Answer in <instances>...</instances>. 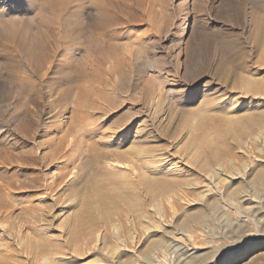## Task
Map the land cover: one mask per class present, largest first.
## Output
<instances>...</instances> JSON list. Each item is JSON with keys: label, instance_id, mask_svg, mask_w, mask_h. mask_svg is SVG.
<instances>
[{"label": "rangeland", "instance_id": "rangeland-1", "mask_svg": "<svg viewBox=\"0 0 264 264\" xmlns=\"http://www.w3.org/2000/svg\"><path fill=\"white\" fill-rule=\"evenodd\" d=\"M249 9L262 17L264 0H0V264H176L170 239L196 247L188 264H264V103L244 104L264 98V34ZM113 42L129 60L103 65ZM20 75L37 91L25 108ZM70 75L95 95L60 102Z\"/></svg>", "mask_w": 264, "mask_h": 264}, {"label": "bare ground", "instance_id": "bare-ground-1", "mask_svg": "<svg viewBox=\"0 0 264 264\" xmlns=\"http://www.w3.org/2000/svg\"><path fill=\"white\" fill-rule=\"evenodd\" d=\"M29 1V0H28ZM37 1V0H36ZM32 2V1H31ZM34 3H35V1H34ZM77 8V7H76ZM253 8V7H252ZM248 11H250V14H251V11H252V9L250 10H248ZM254 11V10H253ZM69 12V11H68ZM77 12V11H76ZM247 12V11H246ZM246 12H245V14H246ZM247 13H249V12H247ZM254 13V12H253ZM252 13V14H253ZM251 14V15H252ZM254 14H256V13H254ZM253 14V15H254ZM72 15H74L73 13H72ZM253 15H252V19H251V22H254V24L256 25V31L257 32H259L260 33V35L261 34H264V15L262 16V17H260V18H254L253 17ZM258 15V14H257ZM260 16V15H259ZM74 17H75V15H74ZM30 18V17H29ZM69 18V17H68ZM70 18H72V17H70ZM69 18V19H70ZM76 18H79V17H77V13H76ZM259 19V20H258ZM19 20V19H18ZM67 20V19H66ZM65 21V20H64ZM33 22V21H32ZM68 22V21H67ZM74 22V21H73ZM80 22V20L77 22V24H80L79 23ZM10 23H12V22H10ZM8 24V23H7ZM16 24V23H15ZM23 24V23H22ZM30 24V23H29ZM28 24V25H29ZM65 24V23H64ZM76 24V23H75ZM66 25H67V23H66ZM66 25H64V26H66ZM69 25V24H68ZM71 25H74V24H71ZM82 25V24H81ZM80 25V26H81ZM253 25V24H252ZM20 26V25H19ZM39 26H40V24H39ZM75 26V25H74ZM2 27V26H1ZM9 27V26H8ZM16 27H17V24H16ZM21 27V26H20ZM24 26H22V28H23ZM31 27V26H30ZM70 27V26H69ZM72 28H73V26H71ZM82 27H84L83 25H82ZM81 27V28H82ZM5 28H7V27H5ZM22 28H21V30H22ZM42 28H44V30H45V33L48 35V38H50L49 37V34L51 33H47V31H46V26L45 27H43L42 26ZM66 28H68V26L66 27ZM66 28H63L64 30L66 29ZM72 28H69L70 30L72 29ZM75 29H76V27H74ZM3 29V28H2ZM14 29H15V27H14ZM26 30H27V26H26V28H25ZM29 29L30 28H28V30H27V32L29 31ZM34 29V28H33ZM80 29V28H79ZM5 31L7 30V29H4ZM16 30V29H15ZM18 30V35H20L19 34V31H20V29H17ZM35 30H37V29H35ZM42 30V29H41ZM49 30V29H48ZM73 30V29H72ZM181 30V29H180ZM14 31V30H13ZM50 31V30H49ZM58 32H59V34L61 33V29L59 30H57ZM75 31L76 30H74V33H75ZM112 31V30H111ZM10 32H11V27H10ZM39 32V31H38ZM20 33H24V31L23 32H21L20 31ZM36 33V32H35ZM44 33V34H45ZM54 33V36H55V38L58 36V34L57 35H55V31L53 32ZM52 33V34H53ZM80 33H81V30H80ZM11 35H12V33H10ZM9 33H8V35H10ZM14 34V33H13ZM16 34V33H15ZM14 34V35H15ZM21 34V36H23ZM25 34H27L26 33V31H25V33H24V35ZM45 34V35H46ZM65 34H66V32H65ZM72 34H73V32H72ZM76 34V33H75ZM75 34H74V36H75ZM77 34L79 35V31H77ZM258 34V33H257ZM17 35V34H16ZM29 35V33L27 34V36ZM37 35V34H36ZM43 35V34H42ZM45 35L43 36V37H45ZM47 35H46V37L45 38H43V41L47 38ZM64 35V34H63ZM69 35V34H68ZM71 35V34H70ZM77 35V36H78ZM185 35V34H184ZM21 36H19V38L21 39V41L23 40L22 38H21ZM31 36V35H30ZM38 36V35H37ZM67 36V35H66ZM65 36V37H66ZM76 36V37H77ZM17 37V36H16ZM15 37V38H16ZM11 38H13L14 39V36L13 37H11ZM38 39L40 38L39 36L37 37ZM58 38H60V37H58ZM58 38H56L57 39V41H58ZM28 39V38H27ZM30 39V38H29ZM62 39V38H61ZM60 39V40H61ZM66 39V38H65ZM17 40H19L18 39V37L16 38V40L15 41H17ZM49 40V39H48ZM77 40V39H76ZM131 40V39H130ZM14 41V40H13ZM12 41V42H13ZM36 41H38V40H36ZM41 41V40H40ZM46 41V43H44V45H46L47 43H49L50 42V40L47 42V40H45ZM53 41V40H52ZM62 41V40H61ZM132 41V40H131ZM17 42H19V41H17ZM25 42V41H24ZM54 42V41H53ZM117 42V41H116ZM133 42V41H132ZM131 42V43H132ZM181 42V41H180ZM21 43V42H20ZM19 43V44H20ZM23 43V42H22ZM37 43H40V42H37ZM36 43V44H37ZM41 44H42V41H41ZM53 44H55V42L53 43ZM120 44V43H119ZM118 43H115V42H113V43H110L109 45H107V53H106V56H104V54H103V56L104 57H102V60H101V63L104 65V64H116V63H118V62H120V61H126L127 59H126V57H124L126 60H124V58H122L123 57V53L125 52H123V53H121V51L122 50H126V48L124 47V48H122L121 49V45H119ZM39 45V44H38ZM59 45H60V42H59ZM125 45V44H124ZM42 46V45H41ZM40 45H39V47H41ZM104 46V45H103ZM122 46H123V44H122ZM33 47V46H32ZM44 47H46V46H44ZM40 48L41 50H40V55H38L35 59H36V61H38V62H42V60H44L43 58H44V50H45V48ZM105 48V47H104ZM127 48H128V45H127ZM130 48V47H129ZM23 49V48H22ZM25 49V48H24ZM37 49H39V48H37ZM131 49V48H130ZM133 49V48H132ZM224 49V48H223ZM28 50V49H27ZM129 50V49H128ZM134 50V49H133ZM220 50V49H219ZM222 50V49H221ZM34 51H35V46H34ZM33 51V52H34ZM51 51H52V49H51ZM28 52V51H27ZM126 52H128V51H126ZM126 52H125V55H126ZM24 54V53H23ZM49 54V53H48ZM31 56V55H30ZM132 56V55H131ZM143 56V55H142ZM137 57V58H136ZM135 58L136 59H138L139 57L138 56H136ZM101 59V58H100ZM135 59V60H136ZM143 59V58H142ZM129 60V59H128ZM138 61V60H137ZM122 63V62H121ZM129 63V62H128ZM101 64V65H102ZM118 65H120L119 63H118ZM117 64H116V66H118ZM157 65V64H156ZM112 66H114V65H112ZM64 67V66H63ZM62 68V67H61ZM68 68V67H67ZM111 68V67H110ZM116 68H118V67H116ZM160 68V67H159ZM65 69V68H64ZM63 69V70H64ZM161 69V68H160ZM62 70V71H63ZM26 71V70H25ZM59 72H61V71H59ZM18 74H19V72H17ZM21 73V72H20ZM66 73V72H65ZM72 73H74V71L72 72ZM17 74V75H18ZM25 74V73H24ZM55 74V73H54ZM53 74V75H54ZM60 74H62V75H64V73L62 72V73H60ZM60 74H57L58 76L60 75ZM69 74H71V73H69ZM68 74V75H69ZM75 74V73H74ZM73 74V75H74ZM29 75V74H28ZM28 75H20L21 76V78L19 77L16 81L14 80V82H15V88H16V94H17V97L19 98V101L21 100V102H22V108H25V106L27 105V103L29 102V100L31 99V97H32V94H34V93H37V91H36V88H35V86H34V84H32V80L30 79V77L28 76ZM66 75V74H65ZM81 75H83V74H81ZM19 76V75H18ZM61 76V75H60ZM59 76V77H60ZM62 77V76H61ZM64 78H65V76H63ZM67 77V76H66ZM69 78H65L66 79V90H65V92H63L62 90H63V88H62V94H61V100L62 101H60V102H63V103H70V102H72V101H74V100H81V99H89L92 95H95V89H94V86H93V80L92 79H89L88 77H86V78H84V79H81L82 77H78V78H76V76H68ZM83 77H85L84 75H83ZM95 77V76H94ZM54 78V77H53ZM254 78V77H253ZM252 78V79H253ZM261 78H264V77H261ZM51 79V78H50ZM58 79V78H57ZM64 79V80H65ZM256 80V79H255ZM264 80V79H263ZM263 80H259V82H264ZM61 81V80H60ZM99 81H100V79H99ZM58 82V81H57ZM254 82V81H253ZM257 83V81H256V83H257V85L258 84H260V83ZM254 84V83H253ZM264 85V84H263ZM263 85H261L262 87H263ZM37 86V85H36ZM248 86V85H247ZM251 86H253V85H251ZM255 86V85H254ZM253 86V87H254ZM260 86V87H261ZM101 87H102V85H101ZM249 87H250V85H249ZM259 87V86H258ZM245 88H247V87H245ZM244 88V89H245ZM252 88V87H251ZM264 88V87H263ZM95 90V91H94ZM260 90V89H259ZM262 90V89H261ZM254 91H255V89H254ZM253 91V92H254ZM161 92V91H160ZM159 92V93H160ZM247 93H248V91H246ZM191 91L190 92H188V94L186 95V97L187 98H189V95H191ZM196 93V92H195ZM201 93V92H200ZM245 94V96H243L245 99H247V96L246 95H248V94H251V92H249L248 94ZM261 93H262V91L260 92V94H259V92H258V94L259 95H261ZM241 94H243V92L241 93ZM240 94V95H241ZM257 94V93H256ZM206 95V96H205ZM225 95V94H224ZM244 95V94H243ZM182 96H183V94H182ZM195 96V95H194ZM252 97V100H247L244 104H245V106L247 107V108H249V107H251V106H253L255 103H257L256 105H257V107L258 106H260V105H262L263 103H264V98L262 97H260V98H258L256 95L254 96L253 94L251 95ZM262 96V95H261ZM264 96V95H263ZM97 97V96H96ZM240 97V96H239ZM242 97V98H243ZM192 98V101H195L197 98H198V100L199 99H204V100H206L207 99V94H204L203 92L201 93V94H196V97H191ZM225 99V98H224ZM249 99V98H248ZM94 100V99H93ZM211 100V99H210ZM169 101V100H168ZM208 100H206V102H207ZM80 102V104H82L81 102L82 101H79ZM78 102V103H79ZM199 102H202V101H199ZM217 102V101H216ZM236 102H237V100L235 101V102H232V103H229L228 104V108H227V110L226 109H223V110H226L227 112H231L233 109H236L238 106L236 105ZM238 102H239V100H238ZM241 102V101H240ZM92 103V102H91ZM190 103V102H189ZM195 103V102H194ZM212 103V102H211ZM211 103H209V105L211 104ZM80 104H79V106H80ZM201 104V103H200ZM202 104L204 105V102H202ZM202 104H201V106H202ZM208 104V103H207ZM213 104V103H212ZM219 104V103H218ZM239 104V103H238ZM65 105V104H64ZM209 105H208V107H209ZM240 105H241V103H240ZM91 106V105H90ZM82 107H83V105H82ZM81 107V108H82ZM84 107H85V105H84ZM89 107V106H88ZM88 107H87V110H88ZM198 107H199V105H198ZM206 107H207V105H206ZM80 108V107H79ZM80 108V109H81ZM92 108V107H91ZM197 108V107H196ZM201 108V107H200ZM213 108V107H212ZM212 108H211V110H212ZM83 109V108H82ZM202 109H207V108H202ZM210 109V108H209ZM229 109V110H228ZM241 109V108H240ZM91 110V109H90ZM195 111L196 110H199V109H194ZM204 110H202L204 113L206 112V111H204ZM243 110V109H242ZM85 111H86V109H85ZM89 111V110H88ZM213 111V110H212ZM221 111V110H220ZM236 111V110H235ZM249 111V110H248ZM248 111H246L247 113H248ZM251 111V110H250ZM254 111H255V109H254ZM82 112H84V110L82 111ZM89 112H91V111H89ZM88 112V113H89ZM208 112V111H207ZM206 112V113H207ZM233 112V111H232ZM194 113V112H193ZM196 113H198V112H195V115H196ZM205 113V114H206ZM222 113V112H221ZM220 112H216L215 113V116H220V115H222ZM199 114H201V112L199 113ZM199 114H197V115H199ZM230 114V113H229ZM229 114L227 113V115L229 116ZM233 114V113H232ZM246 114V113H245ZM244 114V115H245ZM249 114L251 115V113L249 112ZM194 115V116H195ZM202 115H204V114H202ZM200 116V118H202L203 116ZM224 115V114H223ZM209 116V115H208ZM213 116V114L211 115V117ZM238 116V115H237ZM242 116V115H241ZM248 116V115H247ZM91 117V116H90ZM227 117V116H226ZM200 118H199V120H200ZM214 118V117H213ZM212 118V119H213ZM217 118V117H216ZM225 118V117H224ZM225 119H227V118H225ZM230 119H232L231 117H230ZM240 119V118H239ZM102 120V119H101ZM203 120H205L204 118H203ZM227 120H229V119H227ZM201 121V120H200ZM94 122V121H93ZM204 122V121H203ZM237 122V121H236ZM11 123H13V122H11ZM92 123V122H91ZM15 124V123H14ZM261 128H262V126H261ZM261 128H259V130H261ZM2 129V128H1ZM0 129V130H1ZM121 129V128H120ZM3 131H4V129H3ZM22 131V130H21ZM117 131V130H116ZM131 132L132 131H130V129H125V130H122L121 132H119L118 134H119V139H121V142H125L127 139H128V135L129 134H131ZM3 134V133H2ZM0 136H1V134H0ZM4 136V135H3ZM4 138V137H3ZM107 139H109L108 137H107ZM114 139V138H113ZM112 139V140H113ZM111 140V139H110ZM223 158V157H222ZM6 160V159H5ZM222 160V159H221ZM226 160V159H225ZM224 160V161H225ZM170 161V160H169ZM146 163V162H145ZM172 163V162H171ZM223 163V162H222ZM226 163V162H225ZM172 164H174V163H172ZM171 164V165H172ZM154 165V164H153ZM113 166V165H112ZM164 166V165H163ZM114 167V166H113ZM166 167V166H165ZM173 167V166H172ZM260 167V166H259ZM170 168V167H169ZM261 168V167H260ZM173 169V168H172ZM250 169V168H249ZM263 169V168H262ZM262 169H260V170H262ZM172 172H176V170H171ZM171 171H169V172H171ZM216 171V170H215ZM222 171V170H221ZM248 171V170H247ZM175 172H174V174H175ZM239 172V171H238ZM254 172V174L251 172V174H253V177H252V181H253V183L256 185L257 184V186L258 185H260V187L264 184V171H253ZM177 173V172H176ZM250 173V172H249ZM248 173V174H249ZM180 174V173H179ZM247 174V175H248ZM146 175V174H145ZM169 175H171V174H169ZM243 175V174H242ZM244 175H246V172H245V174ZM214 176V175H213ZM227 176V175H226ZM238 176V175H237ZM230 178H232L231 176H229ZM234 177H236V176H234ZM239 177V176H238ZM237 177V178H238ZM211 178V177H210ZM228 178V177H227ZM229 178V179H230ZM213 179V178H212ZM234 179V178H233ZM232 179V180H233ZM238 179H240V178H238ZM214 180V179H213ZM231 180V181H232ZM211 181V180H210ZM251 181V180H250ZM243 183V182H242ZM214 184V183H213ZM241 184V183H240ZM245 185V187H246V184H244ZM215 187H216V185H215ZM234 187H236V186H234ZM245 187H243V191H245L246 189H245ZM240 189H242L241 187H239ZM239 188H237V189H239ZM247 188V187H246ZM258 188V187H257ZM189 189V188H188ZM260 189V188H259ZM242 190H241V193L243 192ZM232 193V192H231ZM234 193H235V188H234ZM233 193V194H234ZM237 193H240V191H238ZM236 193V194H237ZM240 193V194H241ZM245 194H243L242 195V197H240L241 195H239V197H240V203L241 204H246V205H250V202H251V197L248 195V193H246V192H244ZM183 195V194H182ZM232 195V194H231ZM238 195V194H237ZM237 195H235L234 194V196L233 197H235V196H237ZM230 196V195H229ZM231 197V196H230ZM232 197V198H233ZM231 198V199H232ZM181 199V198H180ZM235 199V198H234ZM237 199V198H236ZM227 200V199H226ZM240 203H238L239 205H240ZM218 206V205H217ZM241 206V205H240ZM254 206V205H253ZM242 207V206H241ZM240 207V208H241ZM250 207V206H249ZM219 208H220V206H219ZM244 208V207H243ZM212 210H214L213 208H212ZM195 211V210H194ZM215 211V210H214ZM244 212H246L248 215H249V213H250V208H248V207H245L244 208ZM252 213H253V211H251ZM206 213H204V216H206L205 215ZM214 214V213H213ZM259 214V213H258ZM209 215V214H208ZM253 215H254V213H253ZM255 215H257V214H255ZM254 215V216H255ZM193 216H194V214H193ZM192 216V217H193ZM256 217V216H255ZM199 218H201L202 219V217H201V215H196L195 217H193L192 219H199ZM209 218V217H208ZM188 219H190V217L188 218ZM187 219V220H188ZM262 221V220H261ZM181 222V221H180ZM190 222V221H189ZM203 222V221H202ZM201 222V223H202ZM182 223V222H181ZM186 226V225H185ZM232 226V225H231ZM185 228V227H184ZM185 230V229H184ZM184 230H183V232L181 233L182 234V236L181 237H185V238H187V240L188 241H191L190 240V238L184 233ZM176 238V237H175ZM101 240H103L102 239V235H98L97 236V238H96V243H99V242H101ZM185 241V240H184ZM183 241V242H184ZM188 243V242H187ZM164 244V243H163ZM167 248H168V250H169V252H170V254L171 255H174V258L176 259V264H188L189 263V261L188 260H191L192 261V258H196V257H194V255L196 254V251H195V249H196V247H190V246H188V245H186V244H184V243H182L181 241H179L178 239H170V241H169V244L167 245ZM206 254V253H205ZM192 256V257H191ZM191 257V258H190ZM50 259H51V257H50ZM49 259V260H50ZM194 260V259H193ZM48 262V261H47Z\"/></svg>", "mask_w": 264, "mask_h": 264}]
</instances>
